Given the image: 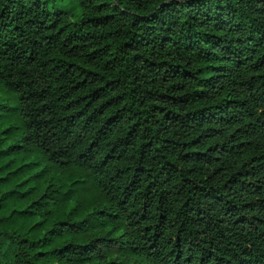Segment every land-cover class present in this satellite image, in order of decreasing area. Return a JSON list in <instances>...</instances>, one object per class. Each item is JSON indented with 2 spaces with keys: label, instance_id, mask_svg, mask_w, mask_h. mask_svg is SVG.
<instances>
[{
  "label": "trees",
  "instance_id": "1",
  "mask_svg": "<svg viewBox=\"0 0 264 264\" xmlns=\"http://www.w3.org/2000/svg\"><path fill=\"white\" fill-rule=\"evenodd\" d=\"M77 1L0 0V264H264V0Z\"/></svg>",
  "mask_w": 264,
  "mask_h": 264
},
{
  "label": "rangeland",
  "instance_id": "2",
  "mask_svg": "<svg viewBox=\"0 0 264 264\" xmlns=\"http://www.w3.org/2000/svg\"><path fill=\"white\" fill-rule=\"evenodd\" d=\"M51 9H60L67 11L69 13L75 14L79 9L77 0H45ZM8 157V158H7ZM4 158L5 165L2 173H8V179L21 180L25 181L23 188L29 189L33 185H36L37 179L34 178L35 172L40 170L39 161L40 158H37L36 154H24L19 152H11L8 156ZM47 169V168H46ZM44 171L40 175V180H44L46 172ZM50 180H54L55 185L57 186L58 191H66L69 189H78L84 192L86 189H91L90 180L87 178V172L83 169H60L57 168L54 172L50 171L48 175ZM86 188V189H85ZM89 190V189H88ZM90 193L92 191L89 190ZM71 210V206L64 208L63 212L67 214V211ZM18 216V214H17ZM88 236L98 238L103 247H107L110 251L109 253L114 257L121 258L124 255L122 249V244L116 237H113L111 241L107 238L108 230H105L99 226H95L92 230L89 231Z\"/></svg>",
  "mask_w": 264,
  "mask_h": 264
}]
</instances>
